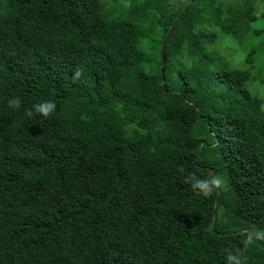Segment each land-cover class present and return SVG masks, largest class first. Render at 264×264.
<instances>
[{"label": "trees", "instance_id": "obj_1", "mask_svg": "<svg viewBox=\"0 0 264 264\" xmlns=\"http://www.w3.org/2000/svg\"><path fill=\"white\" fill-rule=\"evenodd\" d=\"M121 2L0 0V264H264V0Z\"/></svg>", "mask_w": 264, "mask_h": 264}, {"label": "clouds", "instance_id": "obj_2", "mask_svg": "<svg viewBox=\"0 0 264 264\" xmlns=\"http://www.w3.org/2000/svg\"><path fill=\"white\" fill-rule=\"evenodd\" d=\"M20 106H21V101L19 98L11 99L9 101V107L10 108L19 109ZM55 108H56L55 103H53L51 101H45V102L34 105L35 113L42 115L44 117H49L50 115H52ZM27 114H28V116H32L33 112L29 111ZM213 182L214 183H220V180H216ZM200 186H204V185H200ZM257 237L264 239V233H257ZM228 259L232 260V259H234V257L229 256Z\"/></svg>", "mask_w": 264, "mask_h": 264}, {"label": "rangeland", "instance_id": "obj_3", "mask_svg": "<svg viewBox=\"0 0 264 264\" xmlns=\"http://www.w3.org/2000/svg\"><path fill=\"white\" fill-rule=\"evenodd\" d=\"M99 1H101V2H107L109 5H113L114 3H117L118 4V1L119 2H121V1H123V0H99ZM121 3H123V2H121ZM120 3V4H121ZM178 2H175V4H177ZM125 4H126V6L129 4V2H126L125 1ZM113 7V6H112ZM113 8H115V7H113ZM262 93H264V87H263V89H262Z\"/></svg>", "mask_w": 264, "mask_h": 264}, {"label": "water", "instance_id": "obj_4", "mask_svg": "<svg viewBox=\"0 0 264 264\" xmlns=\"http://www.w3.org/2000/svg\"><path fill=\"white\" fill-rule=\"evenodd\" d=\"M192 1V0H190ZM209 173H212V168H209ZM198 191V190H197ZM212 229L214 230V228L212 227ZM251 234V232H249Z\"/></svg>", "mask_w": 264, "mask_h": 264}]
</instances>
